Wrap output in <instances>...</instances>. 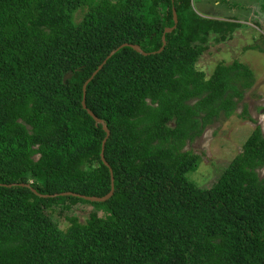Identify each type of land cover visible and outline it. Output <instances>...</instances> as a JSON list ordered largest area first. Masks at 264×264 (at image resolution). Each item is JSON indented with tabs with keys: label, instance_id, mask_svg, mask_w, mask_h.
<instances>
[{
	"label": "trees",
	"instance_id": "16d2710c",
	"mask_svg": "<svg viewBox=\"0 0 264 264\" xmlns=\"http://www.w3.org/2000/svg\"><path fill=\"white\" fill-rule=\"evenodd\" d=\"M237 28L192 0H0V184L13 185L0 186V264H264L262 128L211 186L188 178L201 160L188 143L254 84L238 61L210 77L197 67ZM114 50L86 95L110 131L106 166V132L82 100ZM110 170L107 201L72 195H108ZM79 204L85 223L68 213Z\"/></svg>",
	"mask_w": 264,
	"mask_h": 264
},
{
	"label": "rangeland",
	"instance_id": "374dc122",
	"mask_svg": "<svg viewBox=\"0 0 264 264\" xmlns=\"http://www.w3.org/2000/svg\"><path fill=\"white\" fill-rule=\"evenodd\" d=\"M192 4L196 13L204 18L238 24L232 38L209 40L207 50L198 61V69L210 77L217 65L238 61L247 65L254 77L253 86L246 90L235 114L229 118L221 116L185 148L201 159L197 169L188 173V178L204 188L219 179L258 126L264 133V11L263 0H192ZM87 9L85 6L74 13L76 24L81 22ZM260 174L264 177V170ZM73 210L68 213L76 214L79 221L85 223L92 207L79 204ZM67 215L59 210L53 213L63 230L71 225Z\"/></svg>",
	"mask_w": 264,
	"mask_h": 264
},
{
	"label": "water",
	"instance_id": "95a60500",
	"mask_svg": "<svg viewBox=\"0 0 264 264\" xmlns=\"http://www.w3.org/2000/svg\"><path fill=\"white\" fill-rule=\"evenodd\" d=\"M174 12V20H175V26L178 24V16H177V13H176V10L174 9L173 10ZM175 26L173 28H168L166 29L165 31V34L163 36V47L161 48V50L158 52V53H161L163 50H164V47L166 45V33L168 32H172L174 29H175ZM123 47H130L132 48L133 50H135L136 52H138L139 54H142L144 56H148L149 54L148 53H145L140 46H137V45H131V44H124L121 48ZM120 49V48H119ZM118 49V50H119ZM117 50H114L110 56L104 61V63L102 65L99 66V68L93 73V75L87 80V82L85 83L84 87H83V100H82V106L84 108V110H86L88 112V114L93 118V120L95 121L96 125L98 126L99 124H102L103 125V129L104 131L106 132V137L103 141V144H102V152H101V158L103 160V162L105 163L106 166H109L108 163L105 161V155H104V150H105V146H106V142L107 140L109 139L110 137V131L109 129L107 128V126L105 125V123L103 122V120L99 119L91 110L88 109L87 105H86V95H87V86L89 85V83L96 77V75L103 69L104 65L107 63L108 59H110L115 53H116ZM110 173H111V180H112V185H111V191L108 195L104 196V197H89V196H83V195H78V194H72L76 197H80L82 199H85L87 201H90V202H105L107 201L108 199H110V197L113 196L114 194V191H115V188H114V177H113V174H112V171L110 170ZM0 186H3V187H12L13 185H1ZM21 186H24V187H27V188H31V185L30 184H22ZM33 192H35L36 194H38L34 189H32ZM70 193H65L63 195H68ZM39 196L41 197H49L48 195H40L38 194ZM54 197V196H52Z\"/></svg>",
	"mask_w": 264,
	"mask_h": 264
}]
</instances>
